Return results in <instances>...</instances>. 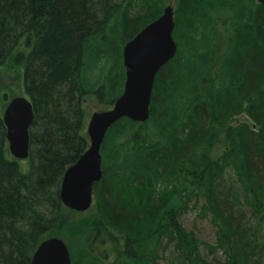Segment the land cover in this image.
I'll list each match as a JSON object with an SVG mask.
<instances>
[{
	"label": "trees",
	"instance_id": "1",
	"mask_svg": "<svg viewBox=\"0 0 264 264\" xmlns=\"http://www.w3.org/2000/svg\"><path fill=\"white\" fill-rule=\"evenodd\" d=\"M164 0H0V68L24 65L34 109L31 171L9 161L0 108V264H31L61 238L72 264H264V4L178 0L175 57L158 73L146 123L124 118L102 147L93 214L66 217L64 175L88 150L83 98L109 109L123 48ZM246 115L249 122L236 123ZM224 136V149L214 155ZM198 210L202 244L182 224ZM117 236V238L114 237ZM201 247L224 260L209 262Z\"/></svg>",
	"mask_w": 264,
	"mask_h": 264
},
{
	"label": "water",
	"instance_id": "2",
	"mask_svg": "<svg viewBox=\"0 0 264 264\" xmlns=\"http://www.w3.org/2000/svg\"><path fill=\"white\" fill-rule=\"evenodd\" d=\"M257 1L264 4V0ZM175 27L174 9L165 7L156 21L124 46L126 80L123 93L110 109L96 112L90 119L89 148L67 169L63 178L60 198L66 208L84 213L93 206L94 186L103 178L102 147L110 129L124 118L141 124L149 120L156 77L178 51L173 37ZM3 120L10 154L15 161L28 160L30 128L35 120L31 101L21 97L13 99ZM31 264H72V259L67 244L54 237L41 243Z\"/></svg>",
	"mask_w": 264,
	"mask_h": 264
},
{
	"label": "rangeland",
	"instance_id": "3",
	"mask_svg": "<svg viewBox=\"0 0 264 264\" xmlns=\"http://www.w3.org/2000/svg\"><path fill=\"white\" fill-rule=\"evenodd\" d=\"M165 7L171 6L176 11L178 0H164ZM24 65L16 64L12 60L5 66L0 68V108L4 114L8 104L15 98L21 97L28 99L24 85ZM82 107L85 113V133L87 134L88 125L93 114L96 112H103L109 109L107 106H102L98 103L94 95L88 94L82 100ZM249 122L246 115H242L234 119L231 126L236 123ZM89 138V137H88ZM224 136L221 137V143L216 146L214 155L220 154L224 149ZM6 157L9 161H14L10 151L6 152ZM20 170L23 174H28L31 171V163L29 160L19 161ZM95 204L91 209L84 213H78L72 210L66 212V217L73 220L89 217L93 214ZM182 224L187 232L193 233L195 237L204 245L214 246L216 244V230L210 222V219L203 220L199 217L198 210H193L187 213L183 219ZM114 237V236H113ZM117 238V236H115ZM114 237V238H115ZM203 258L209 262L224 260L222 253L217 252L211 254L204 247H201Z\"/></svg>",
	"mask_w": 264,
	"mask_h": 264
},
{
	"label": "bare ground",
	"instance_id": "4",
	"mask_svg": "<svg viewBox=\"0 0 264 264\" xmlns=\"http://www.w3.org/2000/svg\"><path fill=\"white\" fill-rule=\"evenodd\" d=\"M64 206V205H63ZM65 207V206H64ZM66 208V207H65ZM66 209H68V208H66ZM68 210H70V209H68ZM89 211V210H88Z\"/></svg>",
	"mask_w": 264,
	"mask_h": 264
}]
</instances>
